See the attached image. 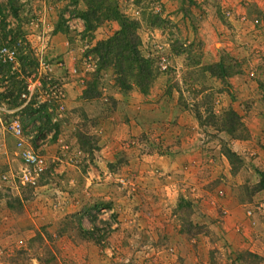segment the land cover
Wrapping results in <instances>:
<instances>
[{"label": "rangeland", "instance_id": "obj_1", "mask_svg": "<svg viewBox=\"0 0 264 264\" xmlns=\"http://www.w3.org/2000/svg\"><path fill=\"white\" fill-rule=\"evenodd\" d=\"M117 5L150 64L144 94L89 52L115 20L85 33L82 0H0V47L16 54L0 71V264H264V192L225 175L217 131L237 76L254 70L264 90V0ZM221 56L239 69L224 81L205 71ZM11 78L19 94L33 84L28 102L8 106ZM11 119L46 158L35 188L11 176Z\"/></svg>", "mask_w": 264, "mask_h": 264}, {"label": "trees", "instance_id": "obj_2", "mask_svg": "<svg viewBox=\"0 0 264 264\" xmlns=\"http://www.w3.org/2000/svg\"><path fill=\"white\" fill-rule=\"evenodd\" d=\"M117 1L118 0H82L84 10L77 13L76 16L81 19L83 23V32L85 33L94 31L106 21L115 20L117 22L118 29L105 40L96 42L89 52L94 54L97 58V70L110 68L114 76V81L119 89L124 91L135 87L141 94H144L150 87L152 81L150 64L148 59L142 57L138 51L139 43L136 33L137 23L128 19L119 11ZM229 60L231 59L226 56H221L215 63L208 65L205 71L216 80L224 81L232 75L239 73L236 63L234 64V68V66L229 64ZM3 68H5V66L0 64V71L3 70ZM74 71L76 73V70ZM12 79L13 78H11V80ZM11 84L13 86L11 90L8 91L7 96H12V98L9 99L7 103L8 106L15 107L17 106V98L20 90L14 80L11 81ZM90 87L91 86H89V88ZM13 93L15 94L14 96L12 95ZM81 98L83 100H90L94 97H91L88 95L87 91H84ZM194 113L197 116V120H199L200 118L196 109ZM208 115L213 119L210 113H208ZM218 130L219 132L225 133L232 140H245L248 136L240 115L230 107L223 111L218 124L217 131ZM79 139L80 136L77 134L76 141L80 145ZM221 153L231 168L230 172L233 173V170H235L234 165L236 163L240 165L241 161L227 148ZM48 174L49 172L47 171L46 174L42 175L38 179L35 187L38 186L42 179H48ZM256 174L259 179L256 184L251 185L252 192H264V171H257ZM245 186L248 185L245 184ZM19 187L22 190L24 188H34L29 185H20ZM16 200L18 202V199ZM89 236H92V234Z\"/></svg>", "mask_w": 264, "mask_h": 264}, {"label": "crops", "instance_id": "obj_3", "mask_svg": "<svg viewBox=\"0 0 264 264\" xmlns=\"http://www.w3.org/2000/svg\"><path fill=\"white\" fill-rule=\"evenodd\" d=\"M253 74L254 70H248L247 68L245 73L243 71V74L232 81L239 104L234 105L233 110L242 116V122L248 136L245 140H226L228 149L239 158L241 166L231 173L225 160V175L238 182L241 177L244 180V176L249 177L251 174V184H256L259 179L256 172L264 171V90L258 89L255 80L250 79L249 76ZM255 77H257V71ZM221 157L224 159L222 155ZM239 182L237 186L245 183ZM253 202L264 203L260 201Z\"/></svg>", "mask_w": 264, "mask_h": 264}, {"label": "built area", "instance_id": "obj_4", "mask_svg": "<svg viewBox=\"0 0 264 264\" xmlns=\"http://www.w3.org/2000/svg\"><path fill=\"white\" fill-rule=\"evenodd\" d=\"M15 62L16 54L14 49L6 45L1 46L0 64L12 68ZM72 73L74 74L75 71L73 70ZM84 82L85 80L81 76L80 83ZM32 94L33 84L27 83L25 89L19 94V98L26 103L30 100ZM61 108L59 106L60 110ZM6 132L12 139V155L20 162L18 171L14 175L11 174L12 178H15L21 186L29 185L35 188L38 179L48 171L46 158L28 143V138L23 135L21 125L17 119H11L8 122ZM6 154V150L0 151V155L6 156Z\"/></svg>", "mask_w": 264, "mask_h": 264}]
</instances>
